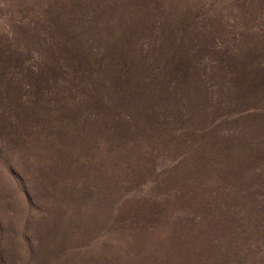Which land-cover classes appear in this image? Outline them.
<instances>
[{"label":"rangeland","instance_id":"374dc122","mask_svg":"<svg viewBox=\"0 0 264 264\" xmlns=\"http://www.w3.org/2000/svg\"><path fill=\"white\" fill-rule=\"evenodd\" d=\"M0 264H264V0H0Z\"/></svg>","mask_w":264,"mask_h":264}]
</instances>
